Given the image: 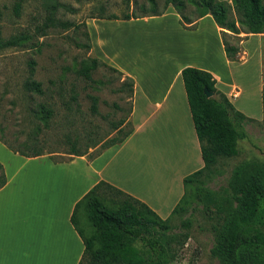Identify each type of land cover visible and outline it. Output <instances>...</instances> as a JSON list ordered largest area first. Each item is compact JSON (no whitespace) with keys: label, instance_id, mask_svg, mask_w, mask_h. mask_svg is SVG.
<instances>
[{"label":"rangeland","instance_id":"obj_1","mask_svg":"<svg viewBox=\"0 0 264 264\" xmlns=\"http://www.w3.org/2000/svg\"><path fill=\"white\" fill-rule=\"evenodd\" d=\"M16 1L0 0V162L8 161L18 153L6 144L28 153H50L54 160L62 161L73 156L70 155L73 151L87 150L88 156L92 157L102 150L99 145L103 140L120 137L130 127L132 110V98L124 82L127 75L121 67L128 69L142 83L146 78L160 74L165 80L176 65L192 60L202 65L219 63L221 74L225 80L226 76L228 78L223 50L211 31L206 29L202 35L181 34L173 16L180 14L172 4H166V0H20L18 15L13 9ZM52 4L55 8L49 15ZM185 4L184 14L192 20L197 19L194 4L189 0H185ZM127 14L133 17L126 19ZM229 15L235 14L230 12ZM47 16H53L57 21H69L71 25L64 28L57 22L56 26L43 30ZM152 16L154 19L147 20ZM248 34L238 37L221 33L222 39L239 47L233 60L236 63L230 67L234 82L226 85V92L222 91L236 109L252 117L253 121L245 125L247 135L238 140L237 154L220 157L213 171L202 177L215 191L227 185L238 163L264 160L259 87H264V36L259 68L256 57L245 61L256 42V38H251L247 43ZM18 35L23 36L22 42L5 43ZM172 40H178L182 55L174 61L168 59L167 66L160 69L154 57L155 49H150L148 44L151 42L161 50L166 47L168 52ZM128 45L136 50L132 53H136L132 63L125 51ZM210 52V58H205V53ZM85 58L100 61L92 72L94 81L76 74L75 70ZM30 77L41 83L42 93L24 87ZM239 90L240 95L234 96ZM91 96L97 97V113L91 111ZM41 104L54 111L47 123L37 115ZM135 116L137 118L138 111ZM119 121L125 122L117 132L113 125ZM1 173L0 170V179ZM77 219L86 234L93 231L84 208L77 211ZM169 222L178 242L173 245L176 256L167 264H220L210 253L213 243V214L210 211L187 207L172 215Z\"/></svg>","mask_w":264,"mask_h":264},{"label":"crops","instance_id":"obj_2","mask_svg":"<svg viewBox=\"0 0 264 264\" xmlns=\"http://www.w3.org/2000/svg\"><path fill=\"white\" fill-rule=\"evenodd\" d=\"M173 16L183 35L211 31L223 50L228 78L224 79L219 63L202 65L192 60L176 65L165 80L160 74L142 83L121 67L133 79V131L123 142L92 157L88 151L84 155L70 154L73 156L62 161L54 160L50 153L30 157L15 153L10 160H1L6 182L0 187V264H78L84 243L71 216L75 204L100 180L146 203L160 217L169 216L184 193L183 177L203 166L181 69L193 66L209 71L216 79V87L226 92V85L234 82L231 64L236 63L225 56L222 29L211 15L189 23L182 21L180 15ZM241 34L245 33L238 36ZM248 35L247 43L251 38H256V42L245 61L256 57L260 68L264 33ZM148 46L155 49L160 69L167 66L168 59L174 61L182 55L178 40L169 43L168 52L166 47L161 50L151 42ZM132 48H125L131 63L136 54H132L136 51ZM210 54L205 53V58H210ZM259 87L261 92L262 86ZM239 95L240 90L234 93Z\"/></svg>","mask_w":264,"mask_h":264},{"label":"trees","instance_id":"obj_3","mask_svg":"<svg viewBox=\"0 0 264 264\" xmlns=\"http://www.w3.org/2000/svg\"><path fill=\"white\" fill-rule=\"evenodd\" d=\"M198 11V18L210 14L222 29V34L238 36L244 33H264V0H189ZM172 4L184 22H191L183 10L185 0H166ZM55 4L49 9L52 15ZM14 12L18 15L21 2L14 3ZM233 12L235 15H229ZM132 15H125L130 19ZM137 17V16H136ZM62 25L67 28L69 21H57L47 16L42 29ZM239 37V36H238ZM23 36H12L5 40L14 45L22 42ZM228 59L234 60L239 47L222 39ZM97 58H85L75 70L78 76L94 81L92 72L99 66ZM32 74V71H31ZM181 76L192 116L194 129L199 141L203 166L183 177L184 193L172 209L169 216L162 218L146 203L134 196L100 180L75 204L71 216L72 224L80 234L84 250L78 264H167L176 256L174 235L170 224L172 215L184 211L187 207L201 208L213 214L211 225L213 243L211 255L220 264H264V160L243 161L232 170L227 185L222 190H213L202 180L210 174L220 157L237 154L239 139L246 137L245 125L253 121L252 117L236 109L227 95L216 87L213 75L201 68L185 66ZM130 95L133 91V79L124 78ZM24 87L28 91L42 93L41 83L28 78ZM204 88L213 93L206 97ZM91 111L97 113V97L91 96ZM262 123L264 127V87L261 91ZM51 107L41 104L38 117L45 123L53 116ZM125 121L114 124L121 131ZM133 131L130 123L120 137L113 136L102 141L101 149L123 142ZM6 144V143H5ZM10 149L27 157L44 154ZM97 143L93 146L96 147ZM90 148V147H89ZM100 151H98L99 153ZM73 151L70 154L84 155ZM97 153V154H98ZM0 187L6 182L0 164ZM84 208L93 231L86 234L80 227L77 211ZM183 243V242H182Z\"/></svg>","mask_w":264,"mask_h":264},{"label":"water","instance_id":"obj_4","mask_svg":"<svg viewBox=\"0 0 264 264\" xmlns=\"http://www.w3.org/2000/svg\"><path fill=\"white\" fill-rule=\"evenodd\" d=\"M204 93H205L206 97L213 96V93L211 91H209L207 88H204Z\"/></svg>","mask_w":264,"mask_h":264}]
</instances>
